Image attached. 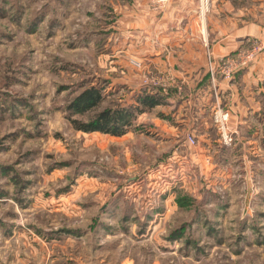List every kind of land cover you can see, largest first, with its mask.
Wrapping results in <instances>:
<instances>
[{
  "label": "rangeland",
  "instance_id": "rangeland-1",
  "mask_svg": "<svg viewBox=\"0 0 264 264\" xmlns=\"http://www.w3.org/2000/svg\"><path fill=\"white\" fill-rule=\"evenodd\" d=\"M168 4L153 11L152 0H0V264H152L155 254L160 264H264V114L231 146L212 128L195 133L181 182L164 166L157 171L171 150L150 117L136 118L124 138L68 121L69 102L92 85L103 100L72 119L133 103L135 81L142 86L149 72L122 53L155 36L167 44ZM201 8L193 30L204 36L211 22ZM248 39L261 40L245 37L234 52ZM171 105L167 115L146 112L178 126ZM153 220L159 245L144 243Z\"/></svg>",
  "mask_w": 264,
  "mask_h": 264
},
{
  "label": "crops",
  "instance_id": "crops-1",
  "mask_svg": "<svg viewBox=\"0 0 264 264\" xmlns=\"http://www.w3.org/2000/svg\"><path fill=\"white\" fill-rule=\"evenodd\" d=\"M200 6L208 7L211 14L207 17L211 24L204 31V36H202V31L194 33L193 30L197 18L203 15L202 8L200 13ZM167 7V44L158 43L156 40L158 36H155L150 42L148 39L144 43L140 40L138 48L133 46L135 42L132 43V47H129L130 49L125 53L123 52L122 56H130L134 61L131 64L136 70L140 66H143L145 71L149 73L162 70V74L174 77L177 81L176 84H181L182 88L184 86L188 92L185 100L179 101L181 98H176L175 100H169L166 105L149 110L155 113L162 109L161 112L167 115V111L165 112L163 109L167 110V105L171 104L172 109L176 106L174 115L177 119L176 123L179 124L178 126L162 121L155 116L151 119L147 112L137 117V123L139 124L150 117L148 121L159 128L158 131L165 139L162 144H166L168 150H171L170 158L159 165L157 171L164 166L163 172L166 171L167 177L171 180L175 179L176 182H181L189 177L185 174L186 163L195 154H191L192 152L187 153L188 146L182 142L183 133L187 128L192 127L195 122L196 134L199 136L202 131L206 134L210 132L208 131L209 128H213L212 114L210 113L213 105L212 95L208 97L206 94L201 96L198 91H194V87L201 80L205 67V56L207 57L208 52L211 59L217 62L219 59L233 53L245 37H258L264 40V0H169ZM181 22L183 23L181 24ZM188 22L190 23V29L187 26ZM137 43L139 44V41ZM135 82L136 85H139L137 89L139 91L141 82H139V79ZM220 89L221 103L230 113L229 128L236 131L237 134L245 131L246 128L249 130V125L252 124L253 120L264 114V53L258 57L254 64L239 73L230 87L221 84ZM180 96L181 93L180 95L177 94V97ZM255 131H258V128H255ZM130 134L129 132L121 138ZM246 143L249 145L250 141L247 140ZM254 144L255 142L253 148H256ZM146 169L147 167H144L140 171H146ZM129 181L133 182L134 179ZM129 181L126 180V183H130ZM134 184L136 183L131 185ZM109 185V182L106 181L101 183L100 187H97L100 199L107 195ZM121 190L122 188H115L117 192ZM163 190H167V185ZM172 198L173 196H171V200ZM94 209H90V213H93ZM100 210H103L102 205ZM166 218L167 212L164 215V219ZM153 224L154 220L152 223L149 222L146 231L152 228L153 233L148 234L144 243L159 245L162 241L159 238V235H161L159 231L162 227L159 228V225L151 227ZM130 228L132 234H134L135 228L138 227L133 224ZM102 230L101 228L99 231ZM93 252L87 257L93 258L95 256ZM72 255L71 250V257ZM141 255L144 256L142 253ZM159 257H161L159 254H155L149 261L152 264H160L159 260L161 258ZM74 259L76 261L75 257ZM93 260L94 264H101L103 261L97 260V257ZM165 262H167V259H164L163 263ZM119 264H130V262L120 258Z\"/></svg>",
  "mask_w": 264,
  "mask_h": 264
},
{
  "label": "trees",
  "instance_id": "trees-1",
  "mask_svg": "<svg viewBox=\"0 0 264 264\" xmlns=\"http://www.w3.org/2000/svg\"><path fill=\"white\" fill-rule=\"evenodd\" d=\"M183 86L181 96L177 97L175 89H170L166 93H162L159 89L141 86L135 99L131 104H116L113 108H106L95 113L87 122H81L72 119L74 114H85L97 108L103 100L102 88L89 86L83 88L68 104L67 110L68 121L71 126L83 133H101L114 137L125 135L133 125L138 115L149 111L157 106L166 105L169 100L181 98L179 101L185 100L188 94ZM194 91H198L201 96H211L209 89V71L207 57L205 56V67L202 72L201 80L194 87Z\"/></svg>",
  "mask_w": 264,
  "mask_h": 264
},
{
  "label": "built area",
  "instance_id": "built-area-1",
  "mask_svg": "<svg viewBox=\"0 0 264 264\" xmlns=\"http://www.w3.org/2000/svg\"><path fill=\"white\" fill-rule=\"evenodd\" d=\"M167 3L168 0H152V10L157 11L158 9H162ZM247 43L245 47L219 59L217 62H214L207 52L209 89L213 104L210 112L212 114V129L216 131L217 140L223 146H231L235 141L237 132L232 131L228 126L230 113L221 103L220 85L223 84L226 87H230L236 76L254 64L258 57L264 53V40L251 42L248 39ZM176 83V79L171 75L148 73L145 75L142 86L159 89L162 93H166L170 89H175L176 93L180 95L182 86ZM195 128L196 126L187 128L183 134V141L188 146H195L197 143ZM192 161L195 162L196 166L202 164L199 157H195Z\"/></svg>",
  "mask_w": 264,
  "mask_h": 264
}]
</instances>
